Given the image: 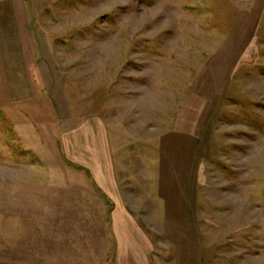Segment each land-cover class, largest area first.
Listing matches in <instances>:
<instances>
[{"label":"rangeland","instance_id":"obj_1","mask_svg":"<svg viewBox=\"0 0 264 264\" xmlns=\"http://www.w3.org/2000/svg\"><path fill=\"white\" fill-rule=\"evenodd\" d=\"M0 264H264V0H0Z\"/></svg>","mask_w":264,"mask_h":264}]
</instances>
